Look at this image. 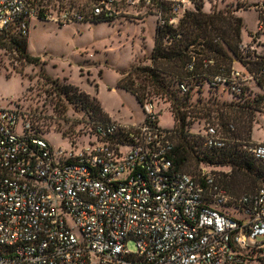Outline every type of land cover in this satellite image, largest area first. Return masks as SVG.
Wrapping results in <instances>:
<instances>
[{
  "label": "built area",
  "instance_id": "obj_1",
  "mask_svg": "<svg viewBox=\"0 0 264 264\" xmlns=\"http://www.w3.org/2000/svg\"><path fill=\"white\" fill-rule=\"evenodd\" d=\"M198 1L0 0V31L41 8L58 23L154 14L157 26L175 28ZM241 47L264 54V6L253 42ZM237 63L212 74V85L242 92L254 75ZM195 68L193 58L188 70ZM179 88L189 90L186 82ZM143 109L141 122H96L85 133L96 139L79 147L69 136L72 146L64 148L45 138L31 110L0 107V264H264V186L235 195L218 181L217 168L202 165L200 178L175 170L171 129L160 127L153 99ZM190 132L208 147L228 140L211 122ZM247 149L264 160V142Z\"/></svg>",
  "mask_w": 264,
  "mask_h": 264
},
{
  "label": "rangeland",
  "instance_id": "obj_2",
  "mask_svg": "<svg viewBox=\"0 0 264 264\" xmlns=\"http://www.w3.org/2000/svg\"><path fill=\"white\" fill-rule=\"evenodd\" d=\"M59 1L61 4L74 2L82 6L90 0ZM243 4L248 6H242L237 11ZM215 6L235 10L234 14L243 19V42H253L264 0H204L206 11ZM156 28L154 14L137 20L119 18L113 21L66 23H58L50 18L32 17L28 52L35 61L23 59L9 46L0 47V107L21 109L23 112L31 110L37 116L38 123L43 126L45 138L55 147L64 148L72 146L69 136L77 137L79 147L96 139L85 135L90 130L86 122L88 114L59 93L57 86L64 82L77 85L81 91L98 98L113 120L123 124L141 122L145 118L141 103L131 91L118 86V82L123 71L138 63H150L147 58L155 45ZM236 65L245 69L242 63ZM249 88L251 91L247 98L242 99L243 103L262 92L255 82H251ZM147 90L145 99L154 100L160 127L173 129L175 117L166 97L151 86ZM198 98L203 102L211 98L221 103H237L239 100L227 89L209 88L207 85H204L200 93L195 94L194 100ZM249 117L252 118L253 127L251 141L264 142V105ZM249 117L244 116L243 122L248 121ZM226 120L238 124L234 116L227 117ZM190 121V129L200 130L205 122L217 124L218 118L214 115L203 117L201 113H197ZM79 135L82 136L78 137ZM206 167L209 170H230L229 167ZM186 170L200 173L195 162ZM234 215L244 217L239 210H235ZM263 238L264 236H259V240ZM128 246L131 251L136 250L133 239L128 241Z\"/></svg>",
  "mask_w": 264,
  "mask_h": 264
},
{
  "label": "trees",
  "instance_id": "obj_3",
  "mask_svg": "<svg viewBox=\"0 0 264 264\" xmlns=\"http://www.w3.org/2000/svg\"><path fill=\"white\" fill-rule=\"evenodd\" d=\"M72 4L76 5L74 2ZM242 6L248 5H240L237 11ZM234 11L229 7L217 6L206 11L204 0H199L181 18L177 27L157 26L155 45L147 58L150 63H138L123 71L118 86L131 91L142 107L149 86L166 97L175 117V126L170 135L175 170L190 173L186 169L193 162L199 166V171L202 165L229 167L228 171H216L217 179L232 194L240 195L264 186V160L255 158L247 149L253 128L252 118L249 116L264 105V54L256 55L251 50L246 52L242 49L243 19L234 14ZM46 12L47 8H41L37 17L46 18ZM100 20L108 19L85 21ZM29 21V18L20 17L9 28L0 31V47L9 46L23 59L33 62L35 59L28 52L29 30L27 33L23 32V24ZM171 37L173 39L169 41ZM193 58L196 68L194 72H190L188 63ZM206 58L214 59V64L205 66ZM235 61L242 63L253 73L254 79L251 82L262 89L255 98H249L244 103L241 101L249 96L250 84L237 93L227 85L214 86L211 83L212 74L222 71L229 73ZM182 82L188 84L187 92L180 90ZM204 85L227 89L239 100L237 103H221L211 98L204 102L199 98L194 100L195 94L200 93ZM57 89L70 103L88 114L86 122L89 127H93L96 122L113 121L99 99L81 91L77 85L64 82ZM197 113H201L203 117L214 115L218 118L217 124L228 137L226 146L208 147L203 137L190 132V118L197 116ZM230 116L236 117L238 124L227 121ZM244 116L249 117L248 121L243 122ZM190 174L200 178V173Z\"/></svg>",
  "mask_w": 264,
  "mask_h": 264
},
{
  "label": "crops",
  "instance_id": "obj_4",
  "mask_svg": "<svg viewBox=\"0 0 264 264\" xmlns=\"http://www.w3.org/2000/svg\"><path fill=\"white\" fill-rule=\"evenodd\" d=\"M111 117V116H110ZM112 118V117H111ZM112 120H113V118H112Z\"/></svg>",
  "mask_w": 264,
  "mask_h": 264
}]
</instances>
